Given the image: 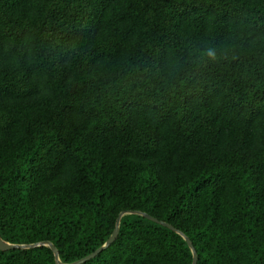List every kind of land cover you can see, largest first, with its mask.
Listing matches in <instances>:
<instances>
[{
  "label": "trees",
  "instance_id": "16d2710c",
  "mask_svg": "<svg viewBox=\"0 0 264 264\" xmlns=\"http://www.w3.org/2000/svg\"><path fill=\"white\" fill-rule=\"evenodd\" d=\"M127 211L81 264H264V0H0V238L71 263Z\"/></svg>",
  "mask_w": 264,
  "mask_h": 264
},
{
  "label": "water",
  "instance_id": "95a60500",
  "mask_svg": "<svg viewBox=\"0 0 264 264\" xmlns=\"http://www.w3.org/2000/svg\"><path fill=\"white\" fill-rule=\"evenodd\" d=\"M134 213H138L140 215H143L151 220H154V221H157L156 219L148 216L147 214L145 213H141V212H138V211H133ZM132 211H127V212H120L118 217H117V220H116V225H115V228L113 229L111 235L109 236V238L98 248H96L94 251H92L91 253L87 254L86 256L74 261V262H71V263H63L60 261L59 257H58V252H57V249L53 246L52 243H50L49 241H44V242H41V243H35V244H17V243H10V242H7L3 239L0 238V250H8V249H12V248H31V247H35L37 245H46V246H49L51 248V250L53 251V254H54V258H55V262L56 264H81L85 261H87L88 259L96 256L100 251H102L106 246H108L117 236L118 234V227H119V220L121 218L122 215L126 214V213H133ZM162 223L163 225L175 230L173 227H171L170 225L166 224V223H163V222H160ZM177 231V230H175ZM180 235H182L184 237V239L186 240L188 246L190 247L191 249V252H192V264H196V252L192 246V243L191 241L188 239V237L184 236L181 232L177 231Z\"/></svg>",
  "mask_w": 264,
  "mask_h": 264
}]
</instances>
